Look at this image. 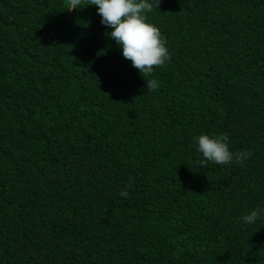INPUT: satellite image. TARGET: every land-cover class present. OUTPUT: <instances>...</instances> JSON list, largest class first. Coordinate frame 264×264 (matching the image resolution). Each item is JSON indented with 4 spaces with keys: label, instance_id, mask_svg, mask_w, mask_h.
<instances>
[{
    "label": "trees",
    "instance_id": "trees-1",
    "mask_svg": "<svg viewBox=\"0 0 264 264\" xmlns=\"http://www.w3.org/2000/svg\"><path fill=\"white\" fill-rule=\"evenodd\" d=\"M147 17L154 90L91 0H0V264H264V0ZM202 133L251 155L201 167Z\"/></svg>",
    "mask_w": 264,
    "mask_h": 264
},
{
    "label": "clouds",
    "instance_id": "clouds-1",
    "mask_svg": "<svg viewBox=\"0 0 264 264\" xmlns=\"http://www.w3.org/2000/svg\"><path fill=\"white\" fill-rule=\"evenodd\" d=\"M80 0H71V4L78 5ZM96 6L101 24L110 29L106 34L115 41L124 59L131 61L132 67L145 78L147 89L154 90L158 87L156 79H146L154 68L164 66L171 58L164 37L159 28L148 22L147 13L152 11L154 4L159 0H91ZM72 7L71 9H75ZM196 151L201 154L200 166L207 163L229 165L233 162L242 164L251 153L247 150L233 152L229 148L227 134L209 135L200 134L193 137ZM132 177L119 192L121 197L129 196ZM264 217V207L258 206L251 209L241 217L244 224H254Z\"/></svg>",
    "mask_w": 264,
    "mask_h": 264
}]
</instances>
